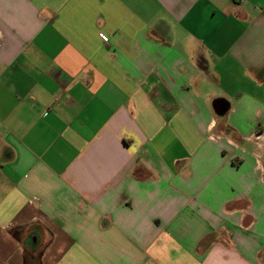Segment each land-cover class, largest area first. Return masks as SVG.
<instances>
[{"label": "crops", "instance_id": "obj_1", "mask_svg": "<svg viewBox=\"0 0 264 264\" xmlns=\"http://www.w3.org/2000/svg\"><path fill=\"white\" fill-rule=\"evenodd\" d=\"M0 264H264V0H0Z\"/></svg>", "mask_w": 264, "mask_h": 264}]
</instances>
